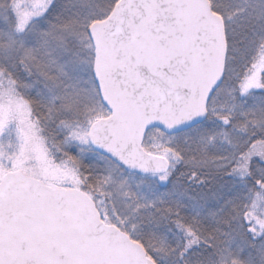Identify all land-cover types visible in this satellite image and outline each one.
Listing matches in <instances>:
<instances>
[{
    "label": "snow or ice",
    "instance_id": "snow-or-ice-1",
    "mask_svg": "<svg viewBox=\"0 0 264 264\" xmlns=\"http://www.w3.org/2000/svg\"><path fill=\"white\" fill-rule=\"evenodd\" d=\"M0 264H264V0H0Z\"/></svg>",
    "mask_w": 264,
    "mask_h": 264
}]
</instances>
